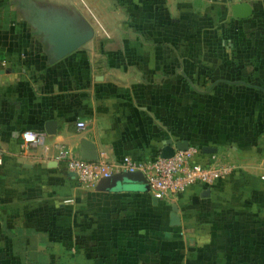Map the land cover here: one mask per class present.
<instances>
[{"label": "crops", "instance_id": "1", "mask_svg": "<svg viewBox=\"0 0 264 264\" xmlns=\"http://www.w3.org/2000/svg\"><path fill=\"white\" fill-rule=\"evenodd\" d=\"M248 1L236 18L232 0H0V264H264V0ZM37 11L91 35L58 56ZM84 140L105 161L187 140L233 168L168 199L84 185L61 158Z\"/></svg>", "mask_w": 264, "mask_h": 264}, {"label": "built area", "instance_id": "2", "mask_svg": "<svg viewBox=\"0 0 264 264\" xmlns=\"http://www.w3.org/2000/svg\"><path fill=\"white\" fill-rule=\"evenodd\" d=\"M4 62L1 60L0 65ZM76 125L82 127L84 122L78 120ZM20 136L23 146L41 144L44 138L43 133L35 129H26ZM61 158L66 171L71 172L76 180L84 185L95 183L102 177L122 170L141 171L149 190L160 199L176 197L190 185L210 186L217 179L229 174L233 168L231 164L214 154L203 157L200 148L195 145H189L186 149L175 148L169 157L155 155L135 158L124 155L118 161H105L81 158L64 150Z\"/></svg>", "mask_w": 264, "mask_h": 264}, {"label": "water", "instance_id": "3", "mask_svg": "<svg viewBox=\"0 0 264 264\" xmlns=\"http://www.w3.org/2000/svg\"><path fill=\"white\" fill-rule=\"evenodd\" d=\"M230 5L231 13L236 18H246L252 15L253 7L248 0H232ZM38 17L35 22L39 29L48 33L49 42L54 45V49L58 56H62L75 49H78L82 44L90 37L91 31H75L69 25L65 19H59L56 21H46L42 12L37 11ZM189 146L187 140H179L175 144L170 141L165 142L161 147L159 155L161 157L171 156L175 148L186 149ZM83 151L82 158L96 159L97 155L92 151V143L89 140L81 142L80 146ZM202 150L205 152H214L215 148L210 146H203ZM72 174V173H71ZM99 182H104L107 188L115 187L120 182L135 183L143 190H149V185L145 176L141 171H129L122 170L112 173L107 177H102ZM208 188L204 189L203 194L208 193ZM175 209V208H174Z\"/></svg>", "mask_w": 264, "mask_h": 264}, {"label": "rangeland", "instance_id": "4", "mask_svg": "<svg viewBox=\"0 0 264 264\" xmlns=\"http://www.w3.org/2000/svg\"><path fill=\"white\" fill-rule=\"evenodd\" d=\"M246 36V32L240 33V37H245ZM227 37V36H225Z\"/></svg>", "mask_w": 264, "mask_h": 264}]
</instances>
